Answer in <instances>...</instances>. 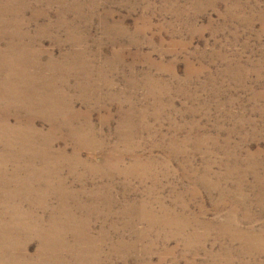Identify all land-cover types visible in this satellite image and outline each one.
<instances>
[{
    "label": "rangeland",
    "instance_id": "rangeland-1",
    "mask_svg": "<svg viewBox=\"0 0 264 264\" xmlns=\"http://www.w3.org/2000/svg\"><path fill=\"white\" fill-rule=\"evenodd\" d=\"M0 264H264V0H0Z\"/></svg>",
    "mask_w": 264,
    "mask_h": 264
},
{
    "label": "bare ground",
    "instance_id": "bare-ground-1",
    "mask_svg": "<svg viewBox=\"0 0 264 264\" xmlns=\"http://www.w3.org/2000/svg\"><path fill=\"white\" fill-rule=\"evenodd\" d=\"M56 1V0H55ZM79 29V28H78ZM17 47V46H16ZM23 47V46H22ZM26 47V46H25ZM15 53V52H14ZM21 54V53H20ZM70 64V63H69ZM56 69V68H55ZM41 79V78H40ZM39 88V87H38ZM65 102V101H64ZM69 102V101H68ZM63 162V161H62ZM91 192V191H90ZM80 193V192H79ZM10 196V195H9ZM11 211V210H10ZM27 213V212H26ZM33 231V230H32ZM43 231V230H42ZM47 235V234H46ZM16 238V237H15ZM14 243V242H13ZM53 245V244H52ZM9 248V247H8ZM102 255V254H101Z\"/></svg>",
    "mask_w": 264,
    "mask_h": 264
}]
</instances>
